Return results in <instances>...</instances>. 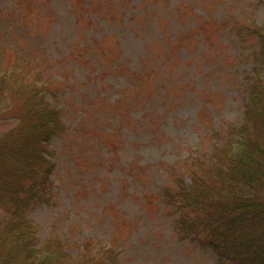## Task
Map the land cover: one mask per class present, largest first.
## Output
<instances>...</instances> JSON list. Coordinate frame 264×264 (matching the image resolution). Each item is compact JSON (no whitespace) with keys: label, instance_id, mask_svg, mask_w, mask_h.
Segmentation results:
<instances>
[{"label":"rangeland","instance_id":"obj_1","mask_svg":"<svg viewBox=\"0 0 264 264\" xmlns=\"http://www.w3.org/2000/svg\"><path fill=\"white\" fill-rule=\"evenodd\" d=\"M88 1L0 0V75L9 72L8 66L16 62L18 54H27L26 48L36 43L38 50L31 56L28 77L40 73L36 85L52 83L50 93L45 91L46 99L61 110L69 133L67 139L53 141L57 155L53 159L56 170L50 201L28 213V219L36 225L37 239L42 242L57 236L73 254L87 242L93 251L111 248L118 254L120 264H222L209 248L181 237L175 228L178 214L165 207L160 190L168 181L164 171L167 164L187 166L188 156L202 148L206 150L216 138L221 140L215 137L217 130L223 134L224 128L242 123L249 97L247 77L255 72L264 80V65L257 62L258 38L250 34L243 36L247 41L239 40L237 28L263 27L264 3L195 0L190 12L183 1L175 20L179 31L196 25L201 31L197 38L183 36L181 45L168 54L166 64H161L162 60L154 62L153 72L162 80L160 84L173 90L168 102L174 100L172 106L166 101L168 109L163 108L167 114L158 124L155 113L148 120L151 114L142 118L144 110L138 105L130 110L138 92H148L153 87L152 77L149 79L144 70L136 67L120 66L112 74L100 72L97 65L98 58L104 55L109 64L121 63L131 51L142 55L143 43L130 47L131 40L123 39L122 31L116 32L118 18L101 16V0H91L92 8L85 11ZM168 3L169 0H157L153 6L162 25L173 20ZM189 13L197 15L196 21L183 25ZM17 14L21 20L14 25L12 18ZM218 22L224 23L222 30L219 27L221 36L213 33ZM120 47H126L127 54L122 55ZM151 47L158 59L165 57L157 39ZM5 62H9L7 66ZM8 102L10 94L6 91L1 111ZM146 120V126L152 122L150 129L140 124ZM15 124L9 117L0 120V135ZM140 126L143 129L137 128ZM95 128H117L113 141L120 162L113 169L101 165L102 159L110 155L103 147L108 143L107 131L98 140H89ZM92 141H99V148L91 146ZM81 149L86 154L93 153L96 159L93 163L91 154L90 165L80 169L73 159ZM133 158L138 161L133 167V175H137L123 177V163ZM188 179L186 176L187 184Z\"/></svg>","mask_w":264,"mask_h":264},{"label":"trees","instance_id":"obj_2","mask_svg":"<svg viewBox=\"0 0 264 264\" xmlns=\"http://www.w3.org/2000/svg\"><path fill=\"white\" fill-rule=\"evenodd\" d=\"M133 1L135 4H130ZM156 1L101 0L104 8L101 9V16L104 19L116 16V32L122 31V38L131 40L130 47L134 44L140 46L142 42L145 49L139 56L131 51L118 64H109L106 55L100 56L96 64L100 66V72L114 74L120 66L126 69L136 67L144 70L149 79L152 77L153 87L157 83L155 90L151 86L148 92H138L137 101L131 103L130 110L138 105L144 110L142 118L151 114L148 120L155 113L159 124L160 119L167 114L164 108H167L165 106L172 88H163L160 84L162 80L157 72H153L154 62L162 60L161 64H166L170 57L168 54L178 44L181 45L183 36L189 34L197 38L201 27L196 25L181 33L175 22L183 1L191 12L195 0H169V12L173 20H162L164 25L159 23V12L153 8ZM259 1L264 3V0ZM91 2H87L85 11L92 8ZM76 14L81 19L82 16L78 12ZM19 16L17 14L12 18L14 25L21 20ZM196 16L189 13L182 21L183 25L196 21ZM85 18L88 19V16ZM223 22L214 25L213 33L222 35L220 29ZM127 25L129 30L126 29ZM164 28L170 29V32H164ZM238 32L239 40L250 34L258 38L257 62L264 65V26L254 29L239 25ZM155 39L162 45L165 54L163 59H158L151 47ZM125 48L120 47L122 55L127 54ZM26 49L27 54H18L16 62L8 66L11 67L10 71L0 75V103L6 91L10 94V102L3 111L0 110V120L9 117L16 122L0 135V264H120L118 254L111 248L93 251L87 242L73 254L57 236L47 237L41 242L37 239L36 225L28 219L30 210L51 199L56 170L53 159L57 155L53 141L57 138L67 139L69 133L61 110L46 99L45 91L50 93L52 83L47 82L48 86L36 85L40 73H35L33 78L28 77L27 68L33 61L32 54L38 50L37 44ZM8 63L5 62V65ZM257 68L259 66L254 71ZM247 89L249 97L242 113V123L224 128L223 134L217 130L215 137H221V140L216 138L206 150L202 148L196 155L188 156L185 159L187 166L167 164L164 171L168 181L160 190L165 207L178 214L175 228L181 237L196 240L201 246L209 248L222 264H264V80L254 72L247 77ZM98 95L96 91V97ZM173 102H168V106H172ZM149 107H152V112L148 111ZM148 120L140 123L141 126ZM150 124L151 120L144 128L150 129ZM141 126L137 128L143 129ZM115 129L95 128L89 133L90 140L101 137L107 131L104 133L109 136L108 143L103 144V147L107 150L106 154L110 155L102 159L101 165L112 169L120 162L119 155L114 152ZM90 145L96 149L100 142L96 144L92 141ZM91 154H86L85 149L78 150L73 161L80 169L82 166L86 168L91 163L90 155L91 161L95 162V155ZM137 162L134 158L125 160L123 177L131 178L129 175L134 174L133 167ZM186 176L189 178L188 184Z\"/></svg>","mask_w":264,"mask_h":264}]
</instances>
